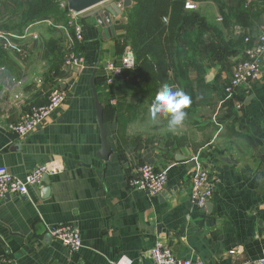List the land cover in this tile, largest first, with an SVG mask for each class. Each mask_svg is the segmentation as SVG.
I'll return each mask as SVG.
<instances>
[{
    "label": "crops",
    "instance_id": "crops-1",
    "mask_svg": "<svg viewBox=\"0 0 264 264\" xmlns=\"http://www.w3.org/2000/svg\"><path fill=\"white\" fill-rule=\"evenodd\" d=\"M182 1L193 7L182 3L177 10L175 69L160 72L192 97L176 131L169 130L168 116L151 117L161 78L130 73L123 88L102 84L104 63L132 52L121 24L124 10L109 14L113 29L107 32L101 26L106 2L79 13L83 40L72 49L79 45L74 52L82 67L63 64L70 42L54 19L20 30L15 43L21 52L0 48V165L20 179L37 164L58 169L25 195L0 196V264H153L149 251L157 244L204 264H260L264 55L259 80L238 87L234 99L225 100L223 89L243 57L244 37L264 29V0ZM91 79L109 145L103 158ZM55 87L65 90L66 100L40 126L22 136L9 129ZM140 163L167 172L157 195L129 184ZM196 168L217 183L202 208L189 199ZM59 224L79 230V250L48 234L47 227Z\"/></svg>",
    "mask_w": 264,
    "mask_h": 264
},
{
    "label": "built area",
    "instance_id": "built-area-1",
    "mask_svg": "<svg viewBox=\"0 0 264 264\" xmlns=\"http://www.w3.org/2000/svg\"><path fill=\"white\" fill-rule=\"evenodd\" d=\"M112 1L118 8L122 9L123 0ZM59 7L65 11L67 17L63 24H57L56 27L66 32L70 42L64 55L63 64L67 67H82L83 58L81 54L75 53L72 49L73 42L83 40V25L78 20L79 13H73L68 10L64 1H59ZM185 7L192 8L193 5L186 2ZM46 22L50 23V20H46ZM30 36L36 38L35 35ZM18 38L19 35L17 34L0 29V48L21 52L15 43V39ZM244 42L243 57L234 65L230 80L223 89L225 100L234 99L236 89L242 84L261 78L260 61L264 55V29L255 37H244ZM134 65V55L128 49L120 57L106 61L103 67L104 84L111 86L116 77L121 76L125 70L132 69ZM65 100V90L61 87H55L50 91L44 104L31 106L20 115L15 123L9 124L8 127L19 136L30 133L40 126L45 118L60 107ZM235 107L239 108L240 103L236 102ZM56 171L58 169L48 164H37L25 174L24 178L20 179L10 174L6 167L0 165V196L5 194L25 195L29 185L39 184L44 176L53 174ZM167 182V172L165 170H157L150 163L138 164L135 176L129 180V184L132 187L146 190L150 195L160 193L167 185ZM216 184V180L205 169L196 168L191 178L190 201L200 208L204 207L214 194ZM47 232L70 251H77L82 245L79 230L71 224L49 226L47 227ZM149 254L153 264H204L197 259L179 258L175 256L169 247L160 244L153 246ZM5 264L17 263L13 260H8ZM260 264H264V253L260 259Z\"/></svg>",
    "mask_w": 264,
    "mask_h": 264
},
{
    "label": "trees",
    "instance_id": "trees-1",
    "mask_svg": "<svg viewBox=\"0 0 264 264\" xmlns=\"http://www.w3.org/2000/svg\"><path fill=\"white\" fill-rule=\"evenodd\" d=\"M7 1L11 5L9 6L11 11L7 16L9 19L0 22V28L6 31L19 32L43 16H50L55 21H64L65 18V11L61 10L59 2L55 0ZM131 2L124 8L126 20L121 24L125 31V39L134 55L135 65L132 69L125 70L121 78L116 77L110 88L116 85L123 88L124 77L130 73L134 79L143 75L153 80L159 77L163 81H158L163 84L166 83V77H161L160 72L169 67L175 69V51L178 50L175 44L177 34L175 18L179 5L185 3L182 0H131ZM79 48V45L75 46L74 51L77 52ZM101 79L103 80V77ZM102 84L104 88H108L104 81Z\"/></svg>",
    "mask_w": 264,
    "mask_h": 264
},
{
    "label": "clouds",
    "instance_id": "clouds-1",
    "mask_svg": "<svg viewBox=\"0 0 264 264\" xmlns=\"http://www.w3.org/2000/svg\"><path fill=\"white\" fill-rule=\"evenodd\" d=\"M192 102V97L184 90L177 89L167 82L163 83L151 105V117L156 119L158 115L168 116L169 130L176 131L186 121L187 110L191 107Z\"/></svg>",
    "mask_w": 264,
    "mask_h": 264
},
{
    "label": "water",
    "instance_id": "water-1",
    "mask_svg": "<svg viewBox=\"0 0 264 264\" xmlns=\"http://www.w3.org/2000/svg\"><path fill=\"white\" fill-rule=\"evenodd\" d=\"M57 2L64 1L66 3V7L68 10L72 11L73 13H81L86 9H89L93 6L99 5L101 3L106 2L103 10L101 13L105 17V22L101 23L104 31L113 29L112 20L109 17V14L114 16H119L122 14L124 8L130 5L131 0H123V7L122 9L118 8L116 4L112 0H55ZM91 89L94 98V106L96 110V119L100 130V138H101V158L105 157V154L108 153L109 145L106 142V129L103 124V106L98 100L97 92L95 89V85L93 84V79H91ZM9 195V194H6Z\"/></svg>",
    "mask_w": 264,
    "mask_h": 264
},
{
    "label": "rangeland",
    "instance_id": "rangeland-1",
    "mask_svg": "<svg viewBox=\"0 0 264 264\" xmlns=\"http://www.w3.org/2000/svg\"><path fill=\"white\" fill-rule=\"evenodd\" d=\"M8 2V1H7ZM3 1L0 0V22H2L3 20H5L6 18L9 19L7 16L9 15V12L11 11L10 9H7L5 7L4 4H2ZM4 6V7H3ZM3 9V10H2ZM62 10V9H61ZM52 18L50 16H43L41 17L40 19H38L37 21H46V20H51ZM37 21H34V22H37ZM60 21V20H59ZM63 21V20H62ZM60 21V22H62ZM64 21H65V18H64ZM63 21V22H64ZM32 22V23H34ZM62 22V24H63ZM47 23V22H46ZM31 24V23H30ZM57 24H60L58 22H56L54 25L57 26ZM29 25V24H28ZM24 28H27V26H25ZM9 33H13V34H18V32H15V31H8ZM29 34H32L31 32H29Z\"/></svg>",
    "mask_w": 264,
    "mask_h": 264
}]
</instances>
